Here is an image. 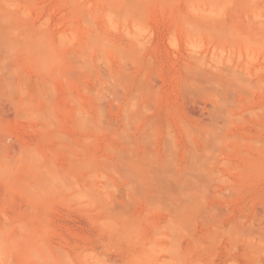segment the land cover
Segmentation results:
<instances>
[{"label":"rangeland","instance_id":"rangeland-1","mask_svg":"<svg viewBox=\"0 0 264 264\" xmlns=\"http://www.w3.org/2000/svg\"><path fill=\"white\" fill-rule=\"evenodd\" d=\"M0 264H264V0H0Z\"/></svg>","mask_w":264,"mask_h":264}]
</instances>
